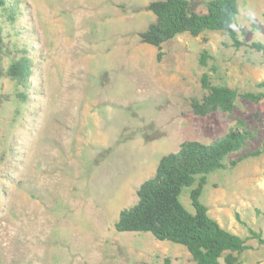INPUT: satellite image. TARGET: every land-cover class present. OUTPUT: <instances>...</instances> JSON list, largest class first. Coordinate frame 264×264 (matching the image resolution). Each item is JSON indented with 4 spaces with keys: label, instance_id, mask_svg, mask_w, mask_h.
I'll use <instances>...</instances> for the list:
<instances>
[{
    "label": "rangeland",
    "instance_id": "rangeland-1",
    "mask_svg": "<svg viewBox=\"0 0 264 264\" xmlns=\"http://www.w3.org/2000/svg\"><path fill=\"white\" fill-rule=\"evenodd\" d=\"M20 1L15 20L0 8L3 66L24 55L34 70L27 89L0 79V264H195L180 244L115 225L164 155L231 129L255 138L208 175L200 200L247 240L240 264H264L250 234L264 237V100L239 98L232 113L206 116L190 105L205 92L204 73L259 91L264 56L247 44L264 43V0H239L233 28L244 45L223 31L182 34L162 45L160 60L140 39L155 20L143 7L155 0ZM197 1L206 13L208 0ZM189 193L181 201L193 212Z\"/></svg>",
    "mask_w": 264,
    "mask_h": 264
},
{
    "label": "trees",
    "instance_id": "trees-1",
    "mask_svg": "<svg viewBox=\"0 0 264 264\" xmlns=\"http://www.w3.org/2000/svg\"><path fill=\"white\" fill-rule=\"evenodd\" d=\"M20 0L14 3L0 0V8L8 20H15L20 10ZM203 1L155 0L143 7L152 12L155 20L140 33L141 42L158 48V59L163 56L162 45L179 35L199 36L205 31L226 32L239 47L245 43L238 37L233 24L239 14V0H208L207 12L197 11ZM264 56V43L247 44ZM0 20V79L7 77L23 89L29 87L33 76V62L28 56L12 58L7 67L3 57L9 55ZM211 58L207 51L200 56V63L207 65ZM204 94L191 99L192 111L200 116L213 112L232 113L239 98L259 103L264 100V81L257 84L259 91L240 93L226 85L212 84L208 73L201 77ZM19 96L26 98L23 92ZM0 99V108L2 104ZM255 138L247 130L231 129L225 135L206 144L187 140L177 152L164 155L155 174L137 189L138 202L123 208L115 228L118 232L150 233L160 241H169L184 246L195 264H240L241 254L250 249L247 240L223 228L209 214V208L200 200L207 185L208 175L226 168V158ZM233 161L232 164H237ZM190 189L194 211L188 210L181 201L182 193ZM251 237L264 245L261 232L250 229Z\"/></svg>",
    "mask_w": 264,
    "mask_h": 264
},
{
    "label": "bare ground",
    "instance_id": "bare-ground-1",
    "mask_svg": "<svg viewBox=\"0 0 264 264\" xmlns=\"http://www.w3.org/2000/svg\"><path fill=\"white\" fill-rule=\"evenodd\" d=\"M2 236H3V239L6 241L7 239L5 238V235L2 234Z\"/></svg>",
    "mask_w": 264,
    "mask_h": 264
}]
</instances>
